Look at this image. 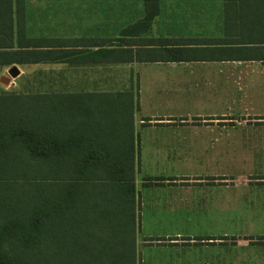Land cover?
<instances>
[{
	"label": "rangeland",
	"instance_id": "1",
	"mask_svg": "<svg viewBox=\"0 0 264 264\" xmlns=\"http://www.w3.org/2000/svg\"><path fill=\"white\" fill-rule=\"evenodd\" d=\"M29 6L27 17L34 34L41 24L46 36L86 35V0L59 4L32 0ZM116 6L111 4L112 32L120 20ZM228 69L187 65L174 71L209 72L214 77V71L227 74ZM125 74L122 67L49 65L26 68L24 77L9 91L0 84V119L23 122L0 127V185L24 186L0 188V239L24 242L0 245V264H126V247H93L84 239L126 236L125 190L118 186L125 177L127 131L89 128L81 122L80 110L64 105L68 99L49 94L122 90L127 85L141 90L135 137L145 145L139 157L140 148H135L136 264H233L232 256L245 252L244 239L263 244L264 120L239 116L205 123L202 119L229 114L232 108L246 114L249 105L264 111V94L236 104L235 95L229 93L198 89L157 93L150 82H137L136 73L135 79L128 76L126 84L121 81ZM40 92L48 95L20 97ZM153 115L173 118L175 124L148 125ZM59 116L69 118V124L26 123ZM157 140H187L194 146L151 147ZM208 141L216 144L207 146ZM157 182L169 184L157 187ZM53 184L60 188H32ZM54 238L69 243L29 244ZM238 239L240 247L232 246Z\"/></svg>",
	"mask_w": 264,
	"mask_h": 264
},
{
	"label": "crops",
	"instance_id": "2",
	"mask_svg": "<svg viewBox=\"0 0 264 264\" xmlns=\"http://www.w3.org/2000/svg\"><path fill=\"white\" fill-rule=\"evenodd\" d=\"M48 1L59 4L64 0H38L40 4ZM30 2L32 0H13L12 19L3 18L0 20V84L5 86L4 91L16 87V82L24 77L26 68L41 69L49 65H65L80 69L122 67L126 69V74L122 76L124 80L121 81L128 84V76L133 75L132 78L135 79L134 74L136 73V76L141 78V80L137 78V82H150L153 86L152 90L157 93L164 91L179 94L194 89L216 94L217 92L229 93L235 95L233 100L236 104L241 101L243 103L252 101L254 98L256 99V95L259 98L264 94L263 61H238L232 57H223L220 52L219 54L215 52L222 47H216L213 45L214 42L223 39L225 34L224 0H86L88 21L86 35L69 37L46 36L44 26L41 24H39L38 34H34L27 17L31 9ZM18 3L19 5H17ZM112 3L117 5L115 8L120 19L118 28L113 32L109 27ZM46 10V6H44V11ZM18 12L21 13V20L18 19ZM48 50L71 52L69 60H67L69 63H64L61 59L54 62L39 60L35 63H19L17 61L18 58H29L25 53ZM114 50H117L121 57V52L132 51L134 60L126 61L125 59L118 63L112 62L109 52ZM82 51L86 52V61L82 59V54L76 53ZM167 51H181L177 55L181 61L172 59L174 54ZM187 65L209 68L220 65L227 66L229 69L227 74H224L223 70L214 71V77L207 75L209 74L207 71H199L207 72L200 74L192 71L190 73L174 71L177 67ZM154 67H159L161 70L151 69ZM12 68H17L19 71L16 78L9 74ZM164 68L165 70H162ZM133 69L137 71L134 72ZM216 72L224 77H216L219 76ZM4 78H8L9 84L2 82ZM140 92L139 87L135 91L133 86L129 88L127 85L122 90L101 88L66 90L53 92L49 96L68 99L69 101L66 100L64 105L69 106L72 110L77 109V112L80 110L81 122L85 120L87 122L85 126L89 128L112 127L124 128L125 131L129 128L124 122L125 110L127 100L130 101L129 104L134 106L131 127L134 132L135 148H140L139 157L143 151L142 147L145 146L135 137L136 114L140 111ZM35 93L23 94L20 97L43 98L48 95V93ZM54 103L56 106L59 104L58 101ZM249 106L251 109L247 107L246 114H240V108H232L229 114L208 116L202 121L213 123L222 121L226 117L239 116L257 117L259 121L264 120V111H259V107ZM76 115L78 116L79 113ZM148 120L147 124L154 126L156 124H160L159 126L175 124L173 118H160L155 115ZM142 122L143 120L140 121L141 124ZM125 143L126 135L124 145ZM207 143H209L207 146L216 144L213 141ZM150 146L171 148L194 145L187 140H157L151 142ZM168 184V182H157L154 185L165 187ZM176 207L174 204L172 209L175 210ZM243 241L247 242L246 246H241L245 248V252L243 251L241 256H238L239 253L236 256L234 254L232 256L233 264H264V242L261 245H253L251 240L244 239ZM238 242L240 243V239L236 240L232 246L240 247Z\"/></svg>",
	"mask_w": 264,
	"mask_h": 264
},
{
	"label": "trees",
	"instance_id": "3",
	"mask_svg": "<svg viewBox=\"0 0 264 264\" xmlns=\"http://www.w3.org/2000/svg\"><path fill=\"white\" fill-rule=\"evenodd\" d=\"M225 12V34L224 38L216 40L213 45L222 47L215 50L223 57L237 59L238 61H263L264 62V0H224ZM19 5V3L17 4ZM13 0H0V20L3 18L12 19ZM21 13L18 12V19L21 20ZM174 54L175 61H181L178 54L181 51H167ZM166 52V53H167ZM83 55V60L86 61V52H76ZM116 50L109 52L112 62L133 61L132 51L121 52L122 57ZM71 52L62 51H46L38 52L31 51L25 53L29 58H18L19 63H35L40 61L54 62L60 61L69 63ZM132 101V100H131ZM127 100L126 105V118L125 124L129 127L126 131L125 143V177L119 179L121 181L119 188L125 190L126 197V236L125 237H98V238H85L84 243L93 245V247H126L127 260L126 264H136V251H135V234H136V190H135V145H134V132L132 129L134 106L129 104ZM110 122V121H108ZM26 123L32 126H64L69 124V118H36L30 119ZM122 123V121H121ZM22 119H0V127H10L15 125H22ZM87 124V122H83ZM23 185H0V188H22ZM32 188H60V186L43 185L33 186ZM71 188V186H67ZM21 239H0V245H19L23 244ZM68 240L54 238V239H35L30 240L31 245L51 244V245H64L68 244Z\"/></svg>",
	"mask_w": 264,
	"mask_h": 264
},
{
	"label": "water",
	"instance_id": "4",
	"mask_svg": "<svg viewBox=\"0 0 264 264\" xmlns=\"http://www.w3.org/2000/svg\"><path fill=\"white\" fill-rule=\"evenodd\" d=\"M9 74H10L11 77L16 78V77L19 75V71H18L17 68H12V69L10 70ZM2 82H3L4 84H9V80H8V78H4V79L2 80Z\"/></svg>",
	"mask_w": 264,
	"mask_h": 264
}]
</instances>
